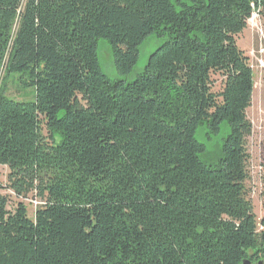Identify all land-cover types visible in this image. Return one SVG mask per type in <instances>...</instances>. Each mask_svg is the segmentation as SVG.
I'll list each match as a JSON object with an SVG mask.
<instances>
[{"label":"trees","instance_id":"1","mask_svg":"<svg viewBox=\"0 0 264 264\" xmlns=\"http://www.w3.org/2000/svg\"><path fill=\"white\" fill-rule=\"evenodd\" d=\"M255 13L264 34V0H0V77L34 96L0 90V166L43 201L30 218L0 195V264L264 257L247 187L255 76L237 41ZM160 31L168 40L134 82L101 71L99 39L128 76ZM224 123L212 164L196 134Z\"/></svg>","mask_w":264,"mask_h":264},{"label":"rangeland","instance_id":"2","mask_svg":"<svg viewBox=\"0 0 264 264\" xmlns=\"http://www.w3.org/2000/svg\"><path fill=\"white\" fill-rule=\"evenodd\" d=\"M168 40L163 31H160L140 46V58L133 72L128 76L118 74L113 51L110 43L105 39L97 41V53L101 71L110 81L134 82L141 75L148 63L150 55L154 53L163 43ZM239 48L244 52L249 60L254 76L255 89L252 106L248 112V118L252 123V131L248 136L247 148L250 154L249 161V181L247 187L252 199L255 213L257 215L258 230L262 231L264 221V34L263 23L255 13L248 23V28L237 38ZM10 79L6 80L5 71L0 77V90L6 88L5 95L8 98L19 102L31 101L34 96L31 90H24L22 86ZM221 80L216 77L214 90H221ZM231 129L227 123L221 126L219 134H210L205 128H200L196 134V139L207 149L205 160L212 164H217L221 157L222 146L226 138L230 135ZM47 135L46 131L44 132ZM10 171L7 167L0 166V195L8 202V210L14 211L19 203L25 204L30 218H34L36 210L42 202L34 187L28 188L21 195L11 189L9 180ZM252 264H264V257L259 261H251Z\"/></svg>","mask_w":264,"mask_h":264},{"label":"water","instance_id":"3","mask_svg":"<svg viewBox=\"0 0 264 264\" xmlns=\"http://www.w3.org/2000/svg\"><path fill=\"white\" fill-rule=\"evenodd\" d=\"M243 264H252L249 260H246ZM262 264V263H259Z\"/></svg>","mask_w":264,"mask_h":264},{"label":"crops","instance_id":"4","mask_svg":"<svg viewBox=\"0 0 264 264\" xmlns=\"http://www.w3.org/2000/svg\"><path fill=\"white\" fill-rule=\"evenodd\" d=\"M250 110V109H249ZM249 112V111H248Z\"/></svg>","mask_w":264,"mask_h":264}]
</instances>
